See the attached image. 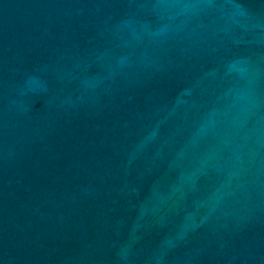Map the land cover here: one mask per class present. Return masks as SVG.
<instances>
[{
  "label": "water",
  "instance_id": "95a60500",
  "mask_svg": "<svg viewBox=\"0 0 264 264\" xmlns=\"http://www.w3.org/2000/svg\"><path fill=\"white\" fill-rule=\"evenodd\" d=\"M0 264H264V0H0Z\"/></svg>",
  "mask_w": 264,
  "mask_h": 264
}]
</instances>
